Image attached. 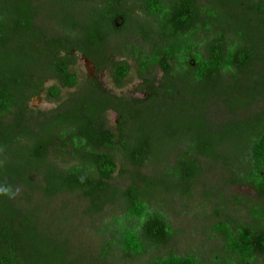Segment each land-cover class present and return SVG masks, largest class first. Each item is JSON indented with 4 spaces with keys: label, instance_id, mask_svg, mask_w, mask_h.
<instances>
[{
    "label": "trees",
    "instance_id": "1",
    "mask_svg": "<svg viewBox=\"0 0 264 264\" xmlns=\"http://www.w3.org/2000/svg\"><path fill=\"white\" fill-rule=\"evenodd\" d=\"M48 1L0 0V264H208L195 254H159L176 231L155 205L192 196L207 164L264 199V0ZM55 5L47 16L60 33L40 22ZM119 36L146 96L114 95L89 78L60 101L62 88L79 83L80 54L123 87L131 63L109 51ZM50 79L60 85L46 86ZM185 88L198 95L180 96ZM42 94L59 106L33 108ZM110 110L119 115L115 130L106 126ZM222 112L227 119L217 118ZM119 158L133 167L126 187L113 183L125 172ZM147 165L153 175L141 172ZM217 194L221 216L227 198ZM63 195L85 199L89 217L118 210L101 227L100 253L73 242L71 216L52 204ZM213 229L223 253L214 264L264 258V205L251 207L249 220L230 217Z\"/></svg>",
    "mask_w": 264,
    "mask_h": 264
},
{
    "label": "rangeland",
    "instance_id": "2",
    "mask_svg": "<svg viewBox=\"0 0 264 264\" xmlns=\"http://www.w3.org/2000/svg\"><path fill=\"white\" fill-rule=\"evenodd\" d=\"M202 1L205 2L206 0ZM48 2V0H44L45 4H48ZM36 3H39V0H36ZM127 5L131 6V2ZM57 6L58 5H55V8L52 10L48 12L46 10L42 13L40 19V22L42 24L44 23L48 27V31L52 33L61 32L58 30L55 21L47 16L48 13H53L55 17L59 10ZM135 12L142 15L141 10L139 11L136 9ZM121 38L123 39V37L120 36L111 39L109 46V51L115 54L118 61L131 58L130 54L127 53V49L123 50L122 47L119 49V41ZM130 43L133 45H135V43L142 44L141 40L138 38H133V41L131 40ZM129 62L132 66L131 72L125 79L123 87L119 88L114 83L109 69H105L101 72L98 71L91 60L80 54L76 65L73 67V71H75L79 77V83L75 88H62L60 101H65L83 90L89 78L97 79L103 85L104 89L111 94L128 98L133 97L141 99L145 97L146 92L142 91L141 87L143 86L141 85L142 83L137 71L136 62L133 59H129ZM155 75L159 82V80L162 79V71L156 69ZM158 82H156V85H158ZM59 85V82L54 79H50L46 82V86ZM189 90L188 88H185V90L181 89L180 96L191 98L192 95H198L197 89H194V91ZM60 101L51 100L47 98L45 94H42L41 97L32 100L31 106L42 111H53L59 106ZM260 105L257 104L256 109L249 110L251 112L259 110ZM249 110L247 112H249ZM247 112H241L238 117H246L248 114ZM216 116L218 119H227L224 112L218 113ZM118 120L119 115L113 110L105 114L106 126L112 130L116 129ZM119 168L124 169L125 172L123 175L116 174L113 183L119 187H126L130 183V174L133 171V167L119 158ZM141 172L143 174L153 175L154 168L147 165L141 169ZM230 174L231 173L225 171L221 165L214 166L212 164H207L205 176L202 181L194 186L192 196L178 195L172 198L159 199V205H155V207L163 211L176 231L172 241L166 248H161L159 254H195L204 259L208 264H214L217 256L223 257L221 251L222 240L219 235L214 232L213 225L216 222L230 217H234L240 221L249 220L250 208L255 205H264V199L258 197L251 187L242 184L231 185L225 182L224 179H228ZM217 192L225 195L227 198V202L220 206L221 210H225L221 216H217L216 214V207L219 201ZM52 204L54 208L59 209L65 206L66 210L63 212L71 216L68 223H71L73 228L71 233L73 242L84 246L88 252L100 253L101 240L103 238L101 227L103 223L107 224L112 222L113 217L119 215L118 210L114 207L107 206L100 216L89 217L85 213L88 203L78 195H63L56 197ZM120 264L130 263L122 261ZM255 264H264V258L258 259Z\"/></svg>",
    "mask_w": 264,
    "mask_h": 264
},
{
    "label": "flooded vegetation",
    "instance_id": "3",
    "mask_svg": "<svg viewBox=\"0 0 264 264\" xmlns=\"http://www.w3.org/2000/svg\"><path fill=\"white\" fill-rule=\"evenodd\" d=\"M139 39H140V38H139ZM156 69H160V68L157 67V68H155V70L152 71V75H153V76H156V75H155V71H156ZM160 70H161V69H160ZM137 71H138V69H137ZM161 71H162V70H161ZM138 74H139V71H138ZM162 76H163V71H162ZM140 80H141V83H142L141 85L143 86V83H144V82H143L142 79H140Z\"/></svg>",
    "mask_w": 264,
    "mask_h": 264
}]
</instances>
